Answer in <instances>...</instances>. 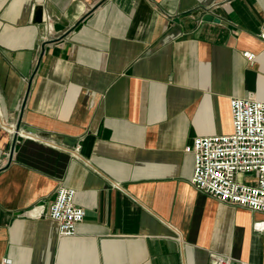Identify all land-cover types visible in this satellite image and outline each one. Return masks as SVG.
Wrapping results in <instances>:
<instances>
[{"label":"crops","instance_id":"1","mask_svg":"<svg viewBox=\"0 0 264 264\" xmlns=\"http://www.w3.org/2000/svg\"><path fill=\"white\" fill-rule=\"evenodd\" d=\"M263 22L264 0H0V263L264 264V212L197 189L185 151L264 99Z\"/></svg>","mask_w":264,"mask_h":264},{"label":"built area","instance_id":"2","mask_svg":"<svg viewBox=\"0 0 264 264\" xmlns=\"http://www.w3.org/2000/svg\"><path fill=\"white\" fill-rule=\"evenodd\" d=\"M259 37L264 40V22ZM249 60L256 54L245 51ZM233 130L228 134L195 137L185 151L193 154L192 184L219 201L264 212V99H230ZM26 136L35 138L31 133ZM76 190L60 186L48 209L60 236L75 234L86 211L75 203ZM264 228V221L256 223ZM0 264H14L5 258ZM214 264H251L217 255Z\"/></svg>","mask_w":264,"mask_h":264},{"label":"water","instance_id":"3","mask_svg":"<svg viewBox=\"0 0 264 264\" xmlns=\"http://www.w3.org/2000/svg\"><path fill=\"white\" fill-rule=\"evenodd\" d=\"M215 17H214V15L213 14H211V13H206L205 15H204V19L205 20H213ZM29 131H35V129L34 128H31V127H29V129H28ZM16 138H17V135H14V142H13V146H14V144H15V140H16Z\"/></svg>","mask_w":264,"mask_h":264}]
</instances>
